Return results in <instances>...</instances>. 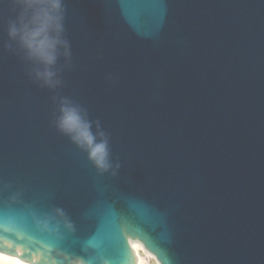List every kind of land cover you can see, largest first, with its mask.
I'll return each instance as SVG.
<instances>
[{
	"label": "water",
	"instance_id": "water-1",
	"mask_svg": "<svg viewBox=\"0 0 264 264\" xmlns=\"http://www.w3.org/2000/svg\"><path fill=\"white\" fill-rule=\"evenodd\" d=\"M61 3L49 86L0 0V253L135 264L138 241L159 264H264V0ZM65 100L108 170L58 128Z\"/></svg>",
	"mask_w": 264,
	"mask_h": 264
},
{
	"label": "clouds",
	"instance_id": "clouds-1",
	"mask_svg": "<svg viewBox=\"0 0 264 264\" xmlns=\"http://www.w3.org/2000/svg\"><path fill=\"white\" fill-rule=\"evenodd\" d=\"M18 9L15 19L10 20L7 25V35L14 40L25 52L26 56L43 67L35 70L37 79L49 86L59 83L55 79L56 73L53 66L57 61L59 49L63 48V55L69 56V45L62 38L63 32V9L61 0H12ZM68 101H63L61 116L58 118L57 126L61 131L71 134L75 142L83 147L88 158L103 172L109 169V152L106 138L95 142V137L90 132V125L83 120L79 111L74 107H68ZM101 137L103 132L98 133ZM55 215L62 218L63 226L73 229L72 222L65 216L64 212L57 208ZM47 228V221H38ZM135 249V245L132 246ZM14 264H35V260L15 259ZM67 264H88L82 257L68 258ZM135 264H142L137 258ZM158 264V262H157Z\"/></svg>",
	"mask_w": 264,
	"mask_h": 264
},
{
	"label": "bare ground",
	"instance_id": "bare-ground-1",
	"mask_svg": "<svg viewBox=\"0 0 264 264\" xmlns=\"http://www.w3.org/2000/svg\"><path fill=\"white\" fill-rule=\"evenodd\" d=\"M133 243L134 242L131 243L130 248L135 253L136 258H139L142 261V264H147L148 261H146L145 258L150 260V257L144 251L141 250V246L138 245V243H134V244ZM133 245L136 246L135 249H133L132 247ZM142 255H144L145 258L142 257ZM15 259L18 258L0 253V264H14Z\"/></svg>",
	"mask_w": 264,
	"mask_h": 264
},
{
	"label": "rangeland",
	"instance_id": "rangeland-1",
	"mask_svg": "<svg viewBox=\"0 0 264 264\" xmlns=\"http://www.w3.org/2000/svg\"><path fill=\"white\" fill-rule=\"evenodd\" d=\"M147 264H153V263H147Z\"/></svg>",
	"mask_w": 264,
	"mask_h": 264
}]
</instances>
